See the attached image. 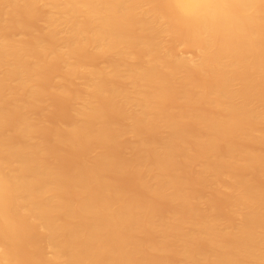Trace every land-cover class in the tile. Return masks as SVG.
<instances>
[{"label":"bare ground","instance_id":"1","mask_svg":"<svg viewBox=\"0 0 264 264\" xmlns=\"http://www.w3.org/2000/svg\"><path fill=\"white\" fill-rule=\"evenodd\" d=\"M0 264H264V0H0Z\"/></svg>","mask_w":264,"mask_h":264},{"label":"rangeland","instance_id":"2","mask_svg":"<svg viewBox=\"0 0 264 264\" xmlns=\"http://www.w3.org/2000/svg\"><path fill=\"white\" fill-rule=\"evenodd\" d=\"M97 63L101 64L102 61H97ZM50 119H51V121H50ZM59 120H62V119L61 118H57L55 115L49 117V121L50 122H56V121H59Z\"/></svg>","mask_w":264,"mask_h":264}]
</instances>
